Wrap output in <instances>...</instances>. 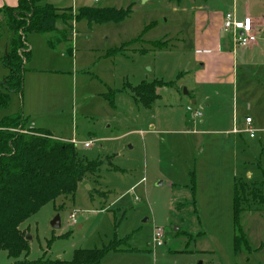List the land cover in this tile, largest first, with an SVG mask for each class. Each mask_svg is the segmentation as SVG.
<instances>
[{"label": "rangeland", "instance_id": "rangeland-1", "mask_svg": "<svg viewBox=\"0 0 264 264\" xmlns=\"http://www.w3.org/2000/svg\"><path fill=\"white\" fill-rule=\"evenodd\" d=\"M52 1L75 11L132 12L120 23L73 24L69 43L52 46L32 34L14 91L3 86L13 33L0 12V127L30 111L36 129L102 162L73 197L46 204L20 226L28 255L0 250V264L71 261L77 250L115 244L121 251L102 264H264V247L249 253L243 242L235 250L233 213L235 178L264 170V29L252 46H234L216 16L226 0ZM247 2L239 0V18ZM253 2L264 15V0ZM157 81L168 84L146 109L133 88ZM239 224L249 247L264 245V211L241 213ZM157 228L161 246L153 242Z\"/></svg>", "mask_w": 264, "mask_h": 264}, {"label": "trees", "instance_id": "trees-1", "mask_svg": "<svg viewBox=\"0 0 264 264\" xmlns=\"http://www.w3.org/2000/svg\"><path fill=\"white\" fill-rule=\"evenodd\" d=\"M0 12L9 17V30L13 33L11 48L4 60L9 71L3 86L14 91L22 88L23 73L30 51L27 34L48 36L52 46L69 43L68 32L72 25L86 21L90 25L120 23L131 15L127 9L81 7L73 14L71 8L59 9L47 0H17L16 6H3ZM63 24L62 28L58 23ZM68 37V38H67ZM167 82L142 83L133 88V98L142 107L150 109L160 98L157 88ZM28 118H5L0 127V250L9 257L18 258L29 253V243L20 226L43 206L61 197H73L78 187L101 167L99 160L88 162L79 157L75 144L55 139L45 129L27 127ZM264 211V170L260 175L235 178L233 190L235 250L241 244L248 246L239 219L243 212ZM111 251H121L120 244L105 249L77 250L71 261H24L21 264H102Z\"/></svg>", "mask_w": 264, "mask_h": 264}, {"label": "crops", "instance_id": "crops-1", "mask_svg": "<svg viewBox=\"0 0 264 264\" xmlns=\"http://www.w3.org/2000/svg\"><path fill=\"white\" fill-rule=\"evenodd\" d=\"M95 1V0H94ZM96 2V1H95ZM48 3L52 4L53 1L50 0V2L48 1ZM254 3V2H253ZM17 4V0H0V8L3 7V6H16ZM221 6H220V10H218L216 12V16H218L221 21H222V24H221V27H222V31L224 30L223 29V22H224V18L226 16L227 13H230V12H235L237 17L239 18L238 16V13H239V0H226V3H220ZM53 6L59 8V9H68V8H71L73 10V14L74 13H77V11L74 10L73 7H71L70 5H58V4H52ZM224 5H226L225 8ZM258 5H256L254 3V6L251 7V4H250V0H248L247 4L245 3L244 4V7H243V16L242 18L240 19H243L245 16H249L251 19H252V23H253V29L255 31V33L257 34V39L259 37V34L263 32V29H264V15L263 14H258ZM191 15H193L191 13ZM193 18V17H192ZM194 20V19H193ZM81 23V22H80ZM80 23H75L74 22V26H76V24H80ZM193 25L195 26V23L193 22ZM59 28H62L63 27V24H60L58 25ZM74 28V27H73ZM92 28V27H91ZM226 31V30H224ZM228 32V31H226ZM229 34H231L232 32H228ZM75 30H73V34H72V37L75 35ZM32 35V34H31ZM30 35V36H31ZM33 36L32 35L31 37H27V47H28V51H30L32 53V48H31V45H30V40L29 39H33ZM221 38H222V35L220 36V41H221ZM69 40L70 39V36H69ZM257 43V42H256ZM218 44V43H217ZM256 45V44H255ZM252 46V45H251ZM254 46V45H253ZM256 47V46H255ZM57 58V57H56ZM58 59V58H57ZM62 58L59 57V60H61ZM22 117L24 118H28V123H27V127L29 128H36V125L34 124V122H32V119L30 118L31 117V113L30 111L27 112L26 110L22 113ZM263 247L264 245H260L259 247H256V248H252L250 247L251 251H249V253L251 252H256L259 253V252H262L263 250ZM258 256V255H257ZM247 259V261L249 260V257H245ZM261 258V257H260ZM262 261L264 262V259H262ZM262 264V263H261Z\"/></svg>", "mask_w": 264, "mask_h": 264}, {"label": "built area", "instance_id": "built-area-1", "mask_svg": "<svg viewBox=\"0 0 264 264\" xmlns=\"http://www.w3.org/2000/svg\"><path fill=\"white\" fill-rule=\"evenodd\" d=\"M96 2L98 0H95ZM223 29L232 32L234 46H240L243 48L249 47L257 42V34L253 29L252 19L249 16H245L243 19L237 17L235 12L227 13L224 22ZM253 120L250 117L245 119V131L248 133L250 138L255 137V130L252 128ZM240 134L241 131H234ZM85 147L91 146V143L86 142ZM164 239V232L162 229L157 228L154 231L153 242L157 246H161Z\"/></svg>", "mask_w": 264, "mask_h": 264}, {"label": "water", "instance_id": "water-1", "mask_svg": "<svg viewBox=\"0 0 264 264\" xmlns=\"http://www.w3.org/2000/svg\"><path fill=\"white\" fill-rule=\"evenodd\" d=\"M185 93L187 94V92H186V91H185ZM52 225H53L54 227H56V228L60 227V220H59V216H56V217H55V219H54V221H53ZM175 230L177 231V230H178V228H175Z\"/></svg>", "mask_w": 264, "mask_h": 264}]
</instances>
